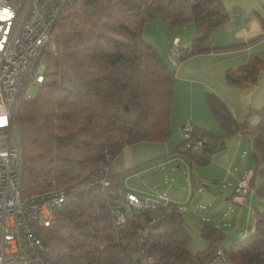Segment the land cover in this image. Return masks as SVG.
Masks as SVG:
<instances>
[{"label":"trees","instance_id":"16d2710c","mask_svg":"<svg viewBox=\"0 0 264 264\" xmlns=\"http://www.w3.org/2000/svg\"><path fill=\"white\" fill-rule=\"evenodd\" d=\"M154 20L168 31L191 23L190 44L170 48L171 53L180 50L182 58L248 44L205 46L230 20L225 0H73L61 8L52 41L40 55L45 80L34 98L20 99L11 118L23 151L21 192L65 191L55 223L35 229L42 264H205L223 239L220 229L205 225L200 235L208 248L190 254L178 206H127L124 176L112 170L124 148L169 141L174 73L142 37L144 26ZM262 72L264 60L253 57L228 69L225 82L232 88L254 85ZM206 100L223 136L193 127L174 153L206 166L223 150L226 137L239 134L252 149L250 188L264 199V108L238 122L215 94L206 92ZM102 177L108 187L100 184ZM190 181L192 188L202 184L193 176ZM116 206L124 217L121 224L114 222ZM257 212L254 233L225 250L230 262L264 264V220Z\"/></svg>","mask_w":264,"mask_h":264},{"label":"crops","instance_id":"0c3cea01","mask_svg":"<svg viewBox=\"0 0 264 264\" xmlns=\"http://www.w3.org/2000/svg\"><path fill=\"white\" fill-rule=\"evenodd\" d=\"M225 6L228 11L231 7L237 11H230L229 22L214 31L205 46L211 49L224 47V45L248 43L245 45L247 47L240 52L209 51L189 58H182L179 55L181 51L177 49V51L174 50L172 52V57H176L175 60L172 59L173 61H170L165 57L168 68L174 73V93L170 106L169 141L164 144L152 142L132 144L124 148L112 163V170L115 173L123 174V184L126 186L128 185V180L134 177L141 179L142 176L146 177L149 174H154L158 178L160 176V179L154 178L153 181L155 183H152L151 195L145 198H141L137 193L144 195L147 191H140V189L131 186H129L131 187L130 189L126 190L132 192L140 200L144 201L147 199L152 202H160V195L165 192L167 187L168 190H174L175 193L171 196L165 192V202L176 204L182 213L184 221V211L187 210L185 206L190 199V193L200 191V189L208 191L210 188L208 185L224 182L226 180V166L231 162V156L238 151L244 141L239 134H232L226 137L223 140V150L214 153L206 166L190 164L185 157L184 160L175 156L174 150L183 139L179 132L180 128L185 126L183 124L187 122L190 123L192 128L208 131L216 137H222L224 134V130L211 118L210 112L207 110L203 99L204 93L211 91L219 96L226 106L227 104L230 106L233 113L232 116L238 122H241L249 112L264 108V72L258 75L257 82L254 85L232 88L225 82V73L228 69L236 68L253 57H259L264 60V0H225ZM157 22L158 20H154L148 23L144 26V29ZM158 23H160V27H163L161 22ZM167 33L170 40L176 38V47L182 48L187 47L194 36L192 25L191 27L188 25L185 28L182 27L170 32L167 30ZM259 37V40L254 41ZM145 40L149 42L147 39ZM239 91L243 96L247 97L248 106L229 103L233 95L238 96ZM253 122L257 123V119L254 118ZM176 162H184L189 172L188 186L190 190L188 189L187 193L181 190L178 183L175 184L174 179L166 174L158 173L161 166L172 165V167L177 169L179 165L175 164ZM252 168L251 155L250 174ZM173 173L175 174L176 172L173 171ZM191 176L201 181L202 184L198 183L197 187L192 188ZM225 187L224 185L223 189ZM242 202L250 210L254 206V210L258 211L257 205L264 207V199H259L256 192L252 197H242ZM246 230H250V226Z\"/></svg>","mask_w":264,"mask_h":264},{"label":"built area","instance_id":"2783aa9c","mask_svg":"<svg viewBox=\"0 0 264 264\" xmlns=\"http://www.w3.org/2000/svg\"><path fill=\"white\" fill-rule=\"evenodd\" d=\"M72 2L0 0V264H42L38 251L43 246L35 229L55 223L65 200L63 189L32 196L21 192L23 151L18 128L11 118L20 99H32L31 89L39 90L44 82L46 68L40 55L52 41L51 31L59 11ZM191 132V125L180 130L183 139ZM200 144L198 142L197 146ZM249 180L250 175L235 193L241 197L254 196ZM99 182L103 187L110 185L104 177ZM160 198V202L143 201L132 193H123V203L135 208L165 205V192ZM119 208L116 206L113 210L115 224L124 222ZM261 219L264 220V213ZM205 264L235 263L230 262L225 250L215 243L214 252Z\"/></svg>","mask_w":264,"mask_h":264},{"label":"rangeland","instance_id":"374dc122","mask_svg":"<svg viewBox=\"0 0 264 264\" xmlns=\"http://www.w3.org/2000/svg\"><path fill=\"white\" fill-rule=\"evenodd\" d=\"M229 11L234 12L235 10L233 11V7H231ZM158 22L160 21L158 20ZM158 22L149 25V27H146L143 30L142 37L145 42H147L145 40L147 39L149 41L147 43H151L150 45L165 63L166 58H168L170 61H173L176 59V57H172L170 48L172 46L176 47V38L170 40L167 29L163 24V27H160V23ZM188 25L189 27H191V23H189L183 26V28ZM246 47L247 46H241L235 50L224 52H240ZM37 91V88H32L29 92V96L33 98L36 95ZM206 92H208L209 94L213 93L211 91ZM217 97L223 102V100L219 96ZM229 103L232 105L241 104L248 106V99L240 92L238 96L233 95ZM205 104L207 110L210 112L207 105V100ZM226 107L229 108L230 112L232 113L231 108L228 104ZM210 115L211 118L219 125L218 121L212 116L211 113ZM183 125H190V123L187 122ZM250 151V144L243 141L242 146H240L238 151L235 152L233 156H231V162L226 166V180L224 182L208 185L210 187L209 189L207 188L209 192L200 189V191H193L192 193H190V199L185 206L187 210L184 211L185 222L187 225L185 231L190 238L187 249L190 254L202 252L208 248V241L200 235V230L205 225L220 229L219 231L222 232L223 239L219 242V245L223 250H227L233 243L245 240L254 233L255 222L258 221L256 210H254V206L251 207V210L250 208H246L242 202V197L234 193L235 189L249 178L251 171ZM175 156L184 159V156L182 155L176 154ZM175 164L179 165L177 169L172 167V165H168L167 167L161 166L158 170V173L166 174L170 178L174 179L175 184L178 183L181 187V190L186 191L185 193H187V190L189 189V172L186 169V165L184 162H176ZM173 171H175L176 173L174 174ZM154 178L160 179V176L158 178L154 174H149V176L146 177L142 176L141 179H139L138 177H134L133 179L128 180L127 186L123 184V189L125 190L134 187L140 189V191H147L144 195L136 192L138 196H140L141 198H145L148 195H151L150 193L152 191V183H155V181H153ZM224 185L226 187L223 189ZM165 192H167L169 196L175 193L174 190H168V187L166 188ZM257 208L260 213H264V207L257 205ZM248 226H250V230H246Z\"/></svg>","mask_w":264,"mask_h":264},{"label":"water","instance_id":"95a60500","mask_svg":"<svg viewBox=\"0 0 264 264\" xmlns=\"http://www.w3.org/2000/svg\"><path fill=\"white\" fill-rule=\"evenodd\" d=\"M205 188V186H203Z\"/></svg>","mask_w":264,"mask_h":264}]
</instances>
